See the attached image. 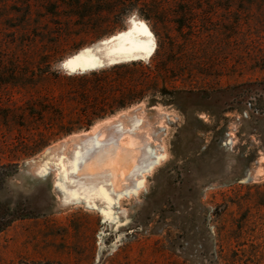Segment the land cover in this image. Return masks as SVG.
<instances>
[{
    "label": "rangeland",
    "instance_id": "374dc122",
    "mask_svg": "<svg viewBox=\"0 0 264 264\" xmlns=\"http://www.w3.org/2000/svg\"><path fill=\"white\" fill-rule=\"evenodd\" d=\"M152 2L170 8L161 27L147 20L143 6H135L114 19L119 24L112 35L95 41L89 36L77 50L74 46L87 36L75 31L71 39L65 37L64 53L43 75L36 68L40 58L27 57V51L33 39L34 51L47 47L37 41L42 33L37 26L61 30L50 6L33 1L30 26L22 15L28 11L26 0H0V166L14 171L0 190V201L23 216L0 234V264H228L226 257L238 249L234 235L247 221L245 249H253L252 240L264 243V96L255 91L264 88V0ZM133 20L145 23L156 37L150 58H121L87 70L66 67L100 40L128 31ZM181 24L186 26L179 29ZM164 33L187 44L188 67L175 83L185 92L148 97L24 154L36 129L44 130L42 123L30 121L29 101L49 93L62 96L65 82L56 81V74L71 77L118 64H149ZM66 100L59 107L61 116L51 113L47 123L76 117L78 103ZM136 110L147 117L145 134L155 146L143 168H136L131 181L118 174L95 194H70L68 182L83 173L76 139ZM123 139L132 140L130 134ZM105 211L118 216L121 225L114 229L107 223Z\"/></svg>",
    "mask_w": 264,
    "mask_h": 264
},
{
    "label": "trees",
    "instance_id": "16d2710c",
    "mask_svg": "<svg viewBox=\"0 0 264 264\" xmlns=\"http://www.w3.org/2000/svg\"><path fill=\"white\" fill-rule=\"evenodd\" d=\"M28 1V3H27ZM33 1L26 0L24 3L27 12L22 14L26 25L32 26V15L34 12ZM42 3H48L53 17L56 18L57 27L61 30L56 32V27L49 29L38 28L40 35H37V41L46 43L47 47L42 50L34 51L30 43V49L27 51V57L31 54L39 59L37 70L43 75L49 74L52 61L57 60L64 52L60 49L65 37L72 38V33L80 31L87 37L82 39L74 49H80L92 36L91 40H99L105 36L112 35L116 31L114 19L121 20V16L135 6H143L147 20H155L156 24L163 25V15L170 11L169 7H156L152 0H39ZM65 9V10H64ZM186 25L179 26L184 28ZM47 35L49 38L45 37ZM159 35L160 43L157 54L152 58L149 64L144 62H133L127 64H118L110 69L95 71L80 76L62 77L56 74V81H63V93L60 97H54L50 93L34 100L31 97L29 101L28 116L32 124L42 123L44 130L37 128L36 133L26 144L24 154L32 155L40 149L47 146L49 141L60 133L69 134L73 132L78 125H91L96 119L105 117L108 114L115 113L118 110L127 108L138 102H142L148 97L156 95L175 96L182 94V91L175 85L178 78L183 76L187 63L184 61L186 43L170 36ZM42 51V52H41ZM38 54V55H37ZM33 59V58H32ZM19 74V73H17ZM34 78H30L33 81ZM60 87L62 84H59ZM165 85V87H163ZM246 86L253 87V84ZM242 88L236 87L234 89ZM194 91V90H193ZM192 91V92H193ZM253 91V90H252ZM257 93H264V88L255 90ZM33 89L29 91V94ZM191 92V91H190ZM247 92L251 89L247 88ZM262 93L261 97L264 96ZM48 96V97H47ZM74 101L78 103L80 112H76V117L65 121V117L58 118L57 123H47L46 116L51 113L59 115L64 110H60L65 101ZM175 102V98L169 100ZM55 114V115H56ZM61 116V115H59ZM35 130V129H34ZM14 173L9 165L0 166V190L3 189L7 179ZM23 216H17L16 211L10 205L0 201V234L6 231L14 222ZM248 221L240 231L235 233V240L238 243V249L232 250V254L226 257L228 264H258L264 258V243L252 240L253 249H245L247 243H242L245 234V227L248 228ZM22 264H63L59 261H26Z\"/></svg>",
    "mask_w": 264,
    "mask_h": 264
},
{
    "label": "bare ground",
    "instance_id": "6f19581e",
    "mask_svg": "<svg viewBox=\"0 0 264 264\" xmlns=\"http://www.w3.org/2000/svg\"><path fill=\"white\" fill-rule=\"evenodd\" d=\"M136 22L145 25L154 38V50L151 53L137 52L127 54L119 51L127 45V42L120 40L119 37L134 30L132 22L128 31L121 32L107 38V40H105L106 38L102 41L100 40L98 44L84 50L79 57L85 56L87 58L81 61L80 65H77L76 68L81 67L87 70V68L95 66V64H108L109 66L110 63L121 58H147L151 56L157 47L156 37L145 23ZM131 110L134 109L130 108ZM142 112L136 110L133 113L127 112V114H122L121 116H114L115 119L104 122L101 126L91 127L92 129L88 132V136L76 139L75 142L79 143V147L75 148L81 157L80 163L83 173L68 182L66 188H68L70 194H95L97 193V188L100 187L99 185L104 184L109 186L118 174L131 181L133 176L136 175V168H143L148 155L152 154L155 146L152 144V137L145 134L146 125H144L145 127L143 126V120H146L147 117L145 116V118L143 116L144 112ZM147 128L149 129V127ZM128 134H130L132 140L129 143H124L123 138ZM61 149V147H56L55 151L62 154ZM104 177H108L109 179L105 180L103 179ZM74 181L80 183L74 184Z\"/></svg>",
    "mask_w": 264,
    "mask_h": 264
},
{
    "label": "snow or ice",
    "instance_id": "6c2138e0",
    "mask_svg": "<svg viewBox=\"0 0 264 264\" xmlns=\"http://www.w3.org/2000/svg\"><path fill=\"white\" fill-rule=\"evenodd\" d=\"M133 25H134V30L132 32H129L119 37L120 40L127 42V45L124 48L120 49L119 51L127 54H134L137 52L151 53V51L154 50V38L152 37V34L148 31L145 25L138 24L135 20H133ZM86 58L87 57L85 56L74 58L66 65V67H69L70 69L74 68L77 65H80L81 61H83ZM73 167L75 168V165ZM45 174H46L45 172L41 173V175H45ZM66 179H67V174L66 173L62 174V180H66ZM103 179L106 180L109 178L104 177ZM73 183L78 184L80 182L74 181ZM73 195H77V194L73 193ZM109 203H111V201H109ZM105 216H106V222L110 223L114 229L119 227L122 223V221L118 218V216L114 214L109 217L107 211H105Z\"/></svg>",
    "mask_w": 264,
    "mask_h": 264
}]
</instances>
